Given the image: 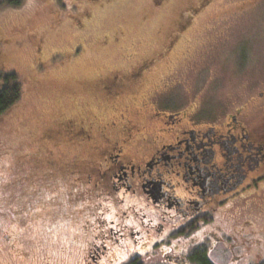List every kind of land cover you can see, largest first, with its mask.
<instances>
[{"label":"rangeland","instance_id":"374dc122","mask_svg":"<svg viewBox=\"0 0 264 264\" xmlns=\"http://www.w3.org/2000/svg\"><path fill=\"white\" fill-rule=\"evenodd\" d=\"M8 1L0 0V75L15 74L21 95L0 129V264H84L76 231L93 200L82 202L66 173L101 161L95 126L113 119L110 102L85 85L157 51L176 12L197 0ZM191 25L108 136L140 124L134 109L169 74L177 105L200 102L217 115L245 106L264 131V0H213ZM250 209L264 229V189ZM246 216L237 208L235 219Z\"/></svg>","mask_w":264,"mask_h":264},{"label":"flooded vegetation","instance_id":"af4514ba","mask_svg":"<svg viewBox=\"0 0 264 264\" xmlns=\"http://www.w3.org/2000/svg\"><path fill=\"white\" fill-rule=\"evenodd\" d=\"M181 22L156 55L85 85L110 102L113 119L95 126L101 161L66 173L82 202L93 200L91 228L84 219L76 231L84 264H264V229L250 217L264 189V131L245 106L217 115L200 102L177 105L178 83L164 77L134 109L140 124L118 137L105 131L132 113L125 103L139 97L154 59L168 63L192 26ZM240 207L248 216L235 219Z\"/></svg>","mask_w":264,"mask_h":264},{"label":"trees","instance_id":"16d2710c","mask_svg":"<svg viewBox=\"0 0 264 264\" xmlns=\"http://www.w3.org/2000/svg\"><path fill=\"white\" fill-rule=\"evenodd\" d=\"M96 1H99V0H96ZM166 1L167 0H160V3L164 4ZM212 1L213 0H197L196 2L194 1L195 4L193 3V5L189 6L186 10L183 11V9H181L180 11H177L176 16L171 20L173 21V23H171L170 25H167V27H165L164 29V32H162L163 33L162 35L164 36L163 41H166L168 36H172L175 30H177V25L182 23L181 21H183V24H191L193 18L204 7L208 6ZM8 3H11L12 5H18L20 2L19 0H9ZM46 12L50 13L49 15L54 18L52 11L48 12L46 10ZM76 18L79 21L78 17ZM79 24L81 25V23ZM75 25L78 26L77 23ZM120 35H121L120 32H118L117 34L115 33L113 35L114 40H117L115 36L119 37ZM158 51L159 49L157 51L151 50L150 52L151 54H149L148 57L152 55H156ZM160 58L157 57L154 59V64L152 65L153 67L151 66L153 70L148 76L154 73L155 71L154 69L156 68V65L161 64V63L165 64L163 60ZM169 76H172V74H169L168 76H166V78H168ZM20 95H21V88H20V84L15 74H12V73L5 74L4 73L2 76L0 75V129L5 123L7 116L9 115L8 112L18 102ZM202 264H207V263L205 260H203Z\"/></svg>","mask_w":264,"mask_h":264}]
</instances>
